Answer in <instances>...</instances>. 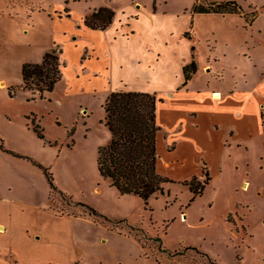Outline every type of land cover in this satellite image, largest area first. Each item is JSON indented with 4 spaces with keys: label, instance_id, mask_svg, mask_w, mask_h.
<instances>
[{
    "label": "rangeland",
    "instance_id": "1",
    "mask_svg": "<svg viewBox=\"0 0 264 264\" xmlns=\"http://www.w3.org/2000/svg\"><path fill=\"white\" fill-rule=\"evenodd\" d=\"M111 1L118 11L138 2L142 8L136 4L137 10L152 9L154 13L161 4L159 9L168 13L157 25L151 23L157 27L169 26L175 33L188 27L192 20L196 30L192 37L193 47L199 48L197 55L201 66L195 86L202 88L210 80L211 87L230 93L225 104L213 105L204 114L206 118L199 134L208 143L204 147L188 148L173 127L175 122L170 120V112L163 109L161 122L167 128L166 137L161 135L160 155H165L170 140L175 139L180 145L178 155L184 162L171 168H165L163 163L160 173L182 181L194 172H200L204 162L210 167L212 178L203 194L193 202L190 189L177 182L167 185V193L153 197L146 206L137 196L118 194L116 197L114 188H110L108 180L100 175L99 148L108 145L112 136L103 123L105 101L100 99V92L93 93L90 87L96 83L105 95L110 90L125 88L128 82L112 80L111 83L106 72L98 73L101 75L96 77L89 73L78 77V54L73 43L63 35V30L72 29L79 20L73 10L93 14L94 10L109 6ZM235 1L242 6V14L194 13L198 0H0V139L6 150L30 158L0 149V199L9 202L14 199L15 203L23 204L14 209L5 206V210L0 211L1 218L13 221L10 229L24 228V225H29L30 230L71 228L67 222L48 214L47 209L51 206L60 214L85 216L107 231L129 237L138 248V257L146 259L145 263H131L130 239L111 236L93 254L99 260L109 261L107 264H124L127 260L128 264H264V0ZM192 32L193 29H187L185 36L189 37ZM87 40L91 45L95 44V40ZM52 49H64L62 61L66 68L63 69L64 79L52 97L28 102L31 94L21 89L15 99H10L8 87L22 81L23 64L41 61L44 53ZM206 63L210 66L204 73ZM103 70L101 66L100 72ZM121 76L127 81L131 79L127 73ZM157 76H146V87H152L159 80ZM75 77L80 87L73 94V100H65V91L71 87V81L76 83ZM94 94L99 95L98 101ZM195 102L200 105V96H196ZM81 103L92 109L88 126L83 120L84 125L81 123L80 116L76 118ZM239 109L240 122H237V114L232 110ZM182 111L180 109L179 113ZM29 117L38 119L46 140L57 142L55 146L44 145ZM208 118L221 119L224 123L217 130L212 128ZM75 121L78 131L69 137L68 129ZM232 126L237 131L235 141L240 145L237 148L229 137ZM227 143L232 146L228 148ZM32 160L49 169L54 186L66 193L64 196L52 190L44 171ZM200 180L204 181L205 177ZM243 181L249 183L246 190L242 187ZM95 187H105V193L100 196L105 208L108 205L111 210L113 206H125L132 214L124 219L132 222L125 224L116 222L124 219L95 218L89 215L88 209L76 204L80 202L95 208L92 205L98 201ZM129 198L131 202L127 201ZM2 205L0 203V208ZM78 228L76 225L79 237L81 229ZM95 237L90 234L88 239L91 241L87 242L99 243V238ZM156 237L162 238L163 244ZM11 242L16 243V240L7 238L1 245L7 246ZM51 242L57 244L54 239ZM188 246L202 249L211 260L200 251L186 249ZM163 248L170 252H164Z\"/></svg>",
    "mask_w": 264,
    "mask_h": 264
},
{
    "label": "crops",
    "instance_id": "2",
    "mask_svg": "<svg viewBox=\"0 0 264 264\" xmlns=\"http://www.w3.org/2000/svg\"><path fill=\"white\" fill-rule=\"evenodd\" d=\"M75 3L77 2H74V4ZM112 3L113 2L111 1L109 6H104L112 8L116 12L113 23L106 30H93L86 27L84 20L86 16L91 15V13L81 14L75 10L72 12L78 14L79 20H76L72 29L63 30V35L73 43L74 50L78 54V56L75 55L77 56L79 65L77 70L78 77L84 73H89V76L96 77L103 72H106L110 76L111 83L112 80L114 82L119 80L120 83L128 82L125 85V88L110 90L105 95L101 94V87L96 85V83L93 84L90 87L93 89V93L100 92V99L104 101L113 92L156 93L157 96L162 99L158 104L157 110L158 125L162 126L163 124L161 122L163 109L168 110L170 112V120L175 122L173 127L176 129L177 134L182 137V140L185 141L188 148L198 147L199 145L204 147L205 145H208L207 141L202 140L199 137V134L201 133V125L206 118L204 114L213 105L220 107L225 104L230 93L224 92L221 88L211 87V82L208 78L209 81H207L202 88L195 86L197 77L201 72V66L198 63L197 55L199 48L193 47L192 37L196 35V30H194L195 26L193 25L192 20L188 27L182 30L179 29L177 30L178 33H175V29L169 26H154L157 25V22L168 13L164 9H159L161 4L158 6V11L153 13L152 9L137 10L136 4H138V2L132 4L130 7H126V10L121 11H118L113 7ZM167 18L165 17L164 19ZM151 22H155V24L152 25ZM187 29H193V32L189 37L185 36ZM88 38L95 40V44L91 45L87 40ZM87 51L88 54L86 56L85 52ZM64 53L63 49L62 58L64 57ZM194 60L197 63V71L192 75L191 80L187 84H184V68ZM95 66L97 69L94 68ZM101 66L104 68L102 72H100ZM207 66H210V64L206 63L204 65V73H206ZM123 73H127L131 79L127 81V78L121 76ZM149 74L151 76L157 74V77H159V80L150 88L146 87L144 83V78H147L146 76ZM64 75L63 72V79ZM74 79L76 80V83L71 81V87L65 91V100L68 98L73 100V94H75L80 87L77 77ZM21 84L22 81L18 83V85ZM214 92H221L223 99L221 101L214 100L212 97ZM50 96L52 97V93L49 94L48 98ZM98 96V94H94L96 100L98 99ZM196 96H200V105H197L195 102ZM80 105L77 108L76 118L77 116H80L81 123L82 120L86 123L93 115L92 109L89 108L90 106L88 105L83 106L82 103ZM261 108L262 104L259 106L260 111ZM180 109L183 110L181 113H179ZM83 110H85V113L82 114ZM232 112L237 114V122H240V109L238 111L232 110ZM181 114L183 116L179 119ZM262 118L263 114L261 112V119ZM208 119L211 121L212 128H217V130L222 127V124L224 123L221 119L217 121H214L211 118ZM77 123L78 122L75 121L73 125H71L70 129H68V133L75 125L78 126ZM235 124L237 123L235 122ZM161 126L158 136L159 155L161 154V135L166 137L164 132L167 128L164 124L162 127ZM77 131L78 129H76V133ZM229 137L233 145H236V148L240 147L238 142L235 141V138L237 137L236 127H231L229 130ZM48 141L57 143L47 139V142ZM44 145L50 146L45 142ZM226 146L230 148L232 145L227 143ZM179 150L180 145L177 140H170V145L167 146L165 155H160L158 161L159 173L162 172L161 168L163 166L165 168H171V166L183 165L181 162H184V159L178 155ZM206 164L209 167V164ZM208 169L210 171V167ZM164 174L166 175L165 177L175 178L170 174ZM194 177L202 178V170L200 172H194L191 176L182 181H179L177 178L171 179L175 182H184L189 181ZM108 182L110 183V188H114L116 197L118 194H121L111 185L109 180ZM185 188L189 187L185 186ZM95 190L97 192L96 196L98 201L94 202L92 205L102 214L112 220H121L132 214L130 210L125 209V206L124 208L113 206L112 210L109 208L110 205L105 208L103 206V198L100 197L105 193V187H95ZM121 196H131V198H133L135 195L121 194ZM131 198L127 199V201L131 202ZM4 200L5 199H0V203H3L0 211L3 209L5 210V206H10L12 209L23 207L21 206L23 204L15 203L14 199H12V202ZM47 212H49L48 214H50L51 217L59 218L65 223L67 222L71 228L73 227V229L67 228L66 230H63L61 227L59 231H56L52 227L46 229L40 227L30 230L29 225H24V228L17 229V227H14V229H10L9 227L11 224L13 225V221H5V218H1L0 216V264H90L93 262L107 264L109 261L106 262L95 258L93 254L96 253V249L101 248L102 244L107 243L111 236L123 240L130 239L129 237L119 235L115 232L107 231V228L85 216L60 214L51 206L47 209ZM76 225L81 229L79 233L80 238L76 232L78 231L76 230ZM90 234L96 236L95 239L99 238V243L91 244L90 242H87L91 241V239H88L90 238ZM7 238L15 239L16 243L11 242L7 244V246L6 244L1 245V242H5ZM53 239L57 241V244L51 242ZM128 242L132 244L133 248L130 262L145 263L146 259L138 257V248L133 243V240L130 239ZM128 263L129 260L124 264Z\"/></svg>",
    "mask_w": 264,
    "mask_h": 264
},
{
    "label": "trees",
    "instance_id": "3",
    "mask_svg": "<svg viewBox=\"0 0 264 264\" xmlns=\"http://www.w3.org/2000/svg\"><path fill=\"white\" fill-rule=\"evenodd\" d=\"M193 12L224 15L242 14L243 8L235 0L224 2L198 0V3L193 8ZM115 16L116 12L112 8L101 7L94 11L93 14L86 16L84 24L93 30H106L113 23ZM62 54L63 50L52 49L45 52L41 61L37 63H24L22 66L23 84L9 86V98L15 99L18 92L22 89L31 94L27 98L28 102L36 101L37 99H47L49 94L55 91L57 85L63 79L64 63L62 61ZM196 71L197 63L195 60L185 66L184 84H187L191 80L192 75ZM161 100L156 93L113 92L105 100L104 104L105 117L103 123L109 129L112 139L108 145L99 148L98 167L100 175L102 178L109 180L111 185L117 188L121 194L138 196L146 206L149 205L153 197L164 196L167 193V185L177 184L173 179L163 176L158 171V161L160 158L158 136L161 128L157 121V110ZM33 115L36 116L35 114ZM29 118L32 119V125L37 136L50 146H55L57 143L47 142L44 129L37 122L38 119L35 117ZM75 131L76 126L69 132V137H72ZM0 149L15 156L30 159L6 150L4 141L1 139ZM33 162L44 171L52 190L64 196L66 193L59 191L54 186L53 176L49 169L35 161ZM203 176L205 177V180H202L203 183L199 177H194L191 181L181 182L184 186L189 187L193 193L192 202L196 197L203 194L205 186L211 180L210 171L206 163L202 167ZM76 204L86 210L88 209L89 215L95 218L111 221L107 216L88 204L80 202H76ZM116 222L129 224L132 221L124 219ZM138 231L144 234L147 233L144 229H138ZM156 239L163 244L162 238L156 237ZM163 249L164 252H170L166 248ZM186 249L200 251L210 259L209 254L203 252L202 249L201 251L198 247L188 246ZM156 262L159 263L158 260Z\"/></svg>",
    "mask_w": 264,
    "mask_h": 264
},
{
    "label": "bare ground",
    "instance_id": "4",
    "mask_svg": "<svg viewBox=\"0 0 264 264\" xmlns=\"http://www.w3.org/2000/svg\"><path fill=\"white\" fill-rule=\"evenodd\" d=\"M137 7H138V8H142V5H141V4H138ZM212 97H213V99L216 100V101H221V100L223 99V95H222L221 92H214V93L212 94ZM242 187H243L244 190L248 189V188H249V183H248L247 181H244V182L242 183Z\"/></svg>",
    "mask_w": 264,
    "mask_h": 264
}]
</instances>
